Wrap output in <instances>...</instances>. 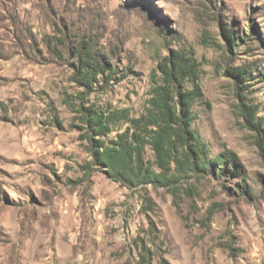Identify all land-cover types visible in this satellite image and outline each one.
I'll use <instances>...</instances> for the list:
<instances>
[{"label":"rangeland","instance_id":"rangeland-1","mask_svg":"<svg viewBox=\"0 0 264 264\" xmlns=\"http://www.w3.org/2000/svg\"><path fill=\"white\" fill-rule=\"evenodd\" d=\"M83 42L116 65L108 82L77 80ZM172 53L203 92L192 128L237 170L133 188L86 170L80 104L138 117ZM242 103L264 118V0H0V264H264V152Z\"/></svg>","mask_w":264,"mask_h":264},{"label":"trees","instance_id":"trees-1","mask_svg":"<svg viewBox=\"0 0 264 264\" xmlns=\"http://www.w3.org/2000/svg\"><path fill=\"white\" fill-rule=\"evenodd\" d=\"M225 36L230 48L237 49L239 41H243L230 32ZM73 54L77 58L76 78L88 88L97 82L99 74L108 82L115 72L116 65H110L90 44L78 43ZM162 63L163 84L153 87L148 106L138 117L130 116L125 110L104 112L80 104L92 157L86 170L95 168L127 188L174 185L186 173L224 175L237 170L239 163L234 153L211 157L206 141L192 128V106L203 98L195 65L176 53L165 57ZM246 67L238 66L229 72L244 79ZM186 78L192 82V89L183 85ZM239 107L249 128L257 131V145L264 152V118L256 115L255 105L242 103ZM125 122L127 125L118 129L113 138H105L113 127ZM147 146L154 154L153 161L145 157ZM241 190L249 194L251 188L243 186ZM161 264L168 262L162 258Z\"/></svg>","mask_w":264,"mask_h":264}]
</instances>
